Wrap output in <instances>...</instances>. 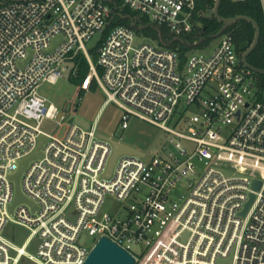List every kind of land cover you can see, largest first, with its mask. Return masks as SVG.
I'll return each instance as SVG.
<instances>
[{"label": "built area", "instance_id": "1", "mask_svg": "<svg viewBox=\"0 0 264 264\" xmlns=\"http://www.w3.org/2000/svg\"><path fill=\"white\" fill-rule=\"evenodd\" d=\"M198 1L0 0V264H83L102 236L134 264H264V83L242 63L231 34L181 64L176 50L116 24L96 48L100 72L85 44L117 5L174 35L189 32L203 12ZM80 52L90 70L82 86L95 77L103 105L120 108L121 127L137 117L167 131L171 147L119 154L106 175L112 146L97 121L66 122L38 92L64 75L67 62L75 72ZM191 104L200 112L187 116L181 107ZM44 118L66 122L64 134L42 129ZM41 136L39 155L19 175L27 200L15 201L13 175ZM109 193L131 199L123 217L101 211ZM10 223L29 230L23 241L8 236ZM137 244L141 254L132 250Z\"/></svg>", "mask_w": 264, "mask_h": 264}, {"label": "rangeland", "instance_id": "2", "mask_svg": "<svg viewBox=\"0 0 264 264\" xmlns=\"http://www.w3.org/2000/svg\"><path fill=\"white\" fill-rule=\"evenodd\" d=\"M99 37L100 33H96L90 40L85 42L91 56L93 54L91 49L96 44ZM220 38V34L214 35L206 44L193 46L189 52L206 54L219 43ZM137 40H142V36H138ZM93 62L96 66L97 63L94 59ZM89 74L90 70H88L85 77ZM93 78L95 77L92 76L91 79L89 78L90 81L86 83V85L88 84L87 88L82 86V81L81 86L84 88V92H82V94H79L78 81L65 75L59 77L56 82L53 83L49 81L41 82L38 86V92L44 96L48 102H52L56 105L60 114H66V122L77 116L83 118L89 123H93L96 120L97 130L99 132L110 135L113 138L127 144L136 146L146 151L148 154L159 151L163 145L171 147V144H169L170 134L167 133V131L137 117H131L129 120V126L127 128H122L119 121L121 110L118 105L113 101H110L107 105H103L106 99V93L99 85L95 89L89 88ZM68 104V109H66ZM181 108L184 109L185 115L187 116L200 112V108L194 104L188 106L184 105ZM66 122L63 125H58L54 119L44 118L42 120L41 127L45 131L54 132L61 136L66 131ZM168 124L170 126H176L178 129H184L183 126L174 125L173 119L170 120ZM221 163L224 164V161ZM197 167L200 172V164H198ZM226 172L232 173V171L228 170ZM130 201L131 199H126L124 201L118 200L115 195L109 193L105 197L101 206V211L109 212L113 216L123 217L126 214L127 206ZM70 212H73L72 209H70ZM5 231L8 236L18 242L23 241L29 233V230L26 227L14 223L8 224ZM84 233L87 236L85 242L91 245L95 238L87 235L86 231H84ZM132 250L137 254H141L142 245H134ZM23 264L34 263L25 261Z\"/></svg>", "mask_w": 264, "mask_h": 264}, {"label": "trees", "instance_id": "3", "mask_svg": "<svg viewBox=\"0 0 264 264\" xmlns=\"http://www.w3.org/2000/svg\"><path fill=\"white\" fill-rule=\"evenodd\" d=\"M214 5V0H199L197 9L203 10L200 15H195L196 24L189 32L180 35H174L165 26L152 23L147 16L141 15L131 10L127 6L117 5L113 7L111 17L107 25L102 30L96 44L92 47V59L97 60L96 48L100 42L109 33L110 29L116 24H125L132 26L137 34L147 40L153 41L159 46L174 49L178 52L180 63L183 64L187 58V53L193 46H201L208 42L213 34H223L228 32L231 34L235 49L239 55L251 44L254 37V27L251 22L240 19L236 20L222 28L223 22L216 16H205V10ZM218 12L223 16H233L237 14H246L253 17L260 28L258 42L253 50L247 55L249 63L256 67L264 68V16L261 13V7L258 0H245L233 2L230 0H220ZM199 23V24H198ZM222 28V29H221ZM216 34V35H217ZM198 41L197 43H194ZM75 72L70 71L68 77L78 81L79 94L84 92L81 83L89 70V63L83 53H78L75 58ZM98 72L99 65L96 64ZM259 80L264 83V74L258 73ZM98 86L95 78L90 83L91 89Z\"/></svg>", "mask_w": 264, "mask_h": 264}, {"label": "water", "instance_id": "4", "mask_svg": "<svg viewBox=\"0 0 264 264\" xmlns=\"http://www.w3.org/2000/svg\"><path fill=\"white\" fill-rule=\"evenodd\" d=\"M219 4H220V0H214L213 7L207 8L205 10V16L206 17H210L211 15L216 16L219 20L223 22L222 28L240 19H245L251 22L254 27V37H253L251 44L241 53V61L244 65L251 68L253 71L264 74V68L256 67L252 65L251 63H249L247 60V55L253 50V48L256 46L258 42L260 28H259L257 21L253 17L246 15V14H237L233 16L220 15L218 12ZM217 33L218 32L214 33L213 35H216ZM66 65H67V69L64 72V75L68 76L70 73V69L73 66V63L67 62ZM68 106L69 104L67 105L66 109H68ZM75 119L78 123L82 124L83 126L87 127L89 124L88 121L84 120L83 118L79 116L75 117ZM98 135L104 139H107L111 143V146H112V152L109 157L108 164H107L106 175H109L111 173L116 157L119 154H122V153H130V154H138V155L144 154V152L138 147L122 142L118 139L113 138L110 135L104 134L102 132H99ZM43 138H44L43 136L39 138L38 146L36 150L32 153V155L24 158L21 161L20 169L13 175V179L15 182V189H16L15 201L27 200L23 196L20 190V187H19L20 171L24 167V165L26 164L27 160L30 157H35L39 155V146ZM259 185H260V180H254V183H253L254 188H258ZM253 197H254V193H250V197L248 201L245 203V207L241 212L242 214H245L247 208L252 202ZM134 263H135V258L130 252H128L127 250H125L120 245L116 244L110 238L106 236H102L98 239V241L91 248V250L89 251L87 257L85 258L83 262V264H134Z\"/></svg>", "mask_w": 264, "mask_h": 264}]
</instances>
